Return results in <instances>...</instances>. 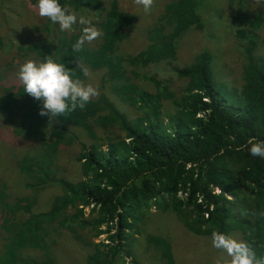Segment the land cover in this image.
<instances>
[{
  "label": "trees",
  "instance_id": "1",
  "mask_svg": "<svg viewBox=\"0 0 264 264\" xmlns=\"http://www.w3.org/2000/svg\"><path fill=\"white\" fill-rule=\"evenodd\" d=\"M28 1L47 4L43 10L47 37L25 51L52 68L45 78L29 68L26 75L20 74L18 88L0 83V112H11L14 105L20 108L31 130L27 137L35 134L39 148L37 154L20 159L19 173L29 195L11 199L0 181V264L57 263L48 252L54 243L49 242L47 228L53 224L67 228L73 242L80 237L74 236L77 230L89 225L97 231L95 236L106 235L107 243L82 242L92 252L87 256L82 252L79 264H116L118 258L124 261L132 254L133 235L141 234V222L152 209L174 214L189 232L216 244L238 232L243 256H228L229 264H264V35L258 37L264 29V10L233 16L244 23L237 34L241 45L236 47L244 57L241 85L230 88L215 78V60L206 48L191 63L173 70L186 83L181 96L173 98V111L161 114L160 99L168 94L167 86L143 76L154 86L150 93L122 71L119 46L135 16L120 11L115 0L98 10L103 14L97 13L100 21L92 26L100 44L92 47L86 40L92 29L80 25L78 32L61 38L63 28L57 19L71 22V13L97 10L99 0ZM243 2L228 0V5L239 8ZM203 4L204 0L167 4L160 17L165 24L152 27L146 47L127 64L138 68L174 57L178 40L191 30L203 31ZM21 49L20 45L17 51ZM86 68L101 72L110 95L135 116L126 121L127 116L104 99L109 114L99 118L112 127L120 125L125 135L110 132L113 137L105 147L104 141L90 147L78 143L83 178L73 185L61 174L58 151L65 141L77 140L75 129L95 135L99 107L67 89L85 79ZM50 187H58L60 194L46 211L33 212L39 194ZM86 210L95 215L92 221L85 219ZM145 243L155 253L156 264H175L168 239L147 234ZM27 250L32 254H25Z\"/></svg>",
  "mask_w": 264,
  "mask_h": 264
},
{
  "label": "rangeland",
  "instance_id": "2",
  "mask_svg": "<svg viewBox=\"0 0 264 264\" xmlns=\"http://www.w3.org/2000/svg\"><path fill=\"white\" fill-rule=\"evenodd\" d=\"M100 7L97 10H89L83 15L72 14L71 22L65 21L58 16L57 24L63 28L61 38H66L70 34L78 32V26L85 25L92 29L86 37L87 42L92 47L100 44V35L92 23L99 22L97 13L103 14L98 10L105 9L109 3L114 0H99ZM119 10L129 15L135 16V23L127 30L125 41L119 46V53L122 55V71L125 78H129L132 83L144 87L150 93H154V86L145 77L153 76L163 82L169 92L164 99H160L163 107L160 113L173 111L174 100L182 94V89L186 83L184 78H179L174 73V69L193 61L195 55L208 48L213 56L215 78L231 87L241 85L240 73L243 65V54L236 49L241 45L237 34L244 25L241 18L234 19L236 14L240 16L248 15L254 11L264 10V0H244L241 7H231L228 0H204L200 10L202 21L204 22L203 31L191 30L183 38L178 40L175 56L164 62L152 63L144 67L134 68L127 64V60L136 57L148 44V34L157 24L164 25L165 21L160 17L164 14L167 4L173 0H115ZM47 4L37 6L28 0H0V41L2 49L0 50V83L2 85L13 84L18 88L21 83L20 74L30 68V72H38L41 78H45L50 73L52 66L42 65L34 54L26 53L25 47L40 41L47 37L44 31V13L47 10ZM98 11V12H97ZM238 18V17H237ZM133 20V21H134ZM33 27H37L33 29ZM247 28V27H246ZM171 31V27L167 28ZM264 35V29L259 32V38ZM21 45L24 48L17 51ZM262 51V50H261ZM260 52V51H259ZM16 63L17 65H14ZM21 67V68H20ZM86 77L82 81L69 84L67 89L70 93L78 94L82 98L91 101L99 107L96 112L95 135H85L80 129H75L73 135H77V140H67L65 144L59 147L58 157L63 178L70 184L76 185L82 181L81 162L77 161L78 143L84 142L88 147L98 144L113 136L110 132L124 137L120 125L111 126L106 119L99 118L108 116L109 107L104 99L107 98L117 108L118 112L126 115L125 120L131 122L133 111L122 105L116 98L110 95V85L101 80L102 73L85 69ZM121 79L122 81L125 80ZM219 83V82H217ZM151 84V85H150ZM0 86V87H1ZM29 90V88H28ZM28 90L24 93L30 94ZM110 104V103H109ZM1 111V110H0ZM27 117H24L21 109L14 105L11 112H0V181L4 182L8 189L6 193L12 198L16 196H27L30 194L23 187V179L19 173L20 159L27 153L37 154L39 148L35 140V134L29 133ZM164 123L167 118L163 117ZM47 124L43 125L45 128ZM113 129V130H112ZM103 147V148H104ZM33 153V154H32ZM58 187H50L39 194L37 204L33 212L39 213L46 211L56 195L60 194ZM253 210L259 214V206L253 203ZM1 215V212H0ZM85 219L92 221L95 215L85 211ZM141 234L133 235L131 249L132 254L122 259L118 258L116 264H136L138 260L141 264H156L157 258L152 249L145 243V235L150 234L156 237H163L169 240L172 248L175 264H229L228 256H243L240 250L241 238L238 232L226 239L224 243L213 242L205 237L196 236L189 232L178 221L172 213L163 214L155 209L145 217L141 222ZM49 242L54 244L49 249V256L56 261L55 264H79L80 256H87L92 252V248L82 244L83 241H91L95 244H102L106 235L95 236L96 230L89 225L87 228H80L75 235H80L77 242L71 241L73 235L67 228L58 224L49 226ZM103 230V228H102ZM3 230L0 228V238ZM136 233V232H134ZM66 244L69 245V249ZM71 245V247H70ZM25 254H32L27 250ZM126 256L125 254H123ZM232 264V263H231Z\"/></svg>",
  "mask_w": 264,
  "mask_h": 264
}]
</instances>
